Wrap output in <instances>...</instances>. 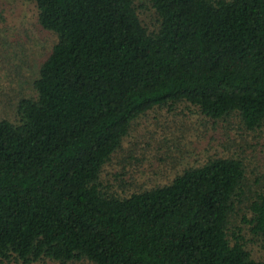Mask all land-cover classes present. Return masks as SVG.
<instances>
[{
  "label": "trees",
  "instance_id": "trees-1",
  "mask_svg": "<svg viewBox=\"0 0 264 264\" xmlns=\"http://www.w3.org/2000/svg\"><path fill=\"white\" fill-rule=\"evenodd\" d=\"M21 1L55 41L0 117V264H264L244 148L127 193L102 174L151 110L264 134V0Z\"/></svg>",
  "mask_w": 264,
  "mask_h": 264
},
{
  "label": "rangeland",
  "instance_id": "rangeland-1",
  "mask_svg": "<svg viewBox=\"0 0 264 264\" xmlns=\"http://www.w3.org/2000/svg\"><path fill=\"white\" fill-rule=\"evenodd\" d=\"M0 9L5 18L0 20V38L17 43L5 51L0 42V117H10L17 94L29 93L35 69L55 36L37 25L30 2L9 0L0 3ZM20 46L27 48L21 61L10 56L13 51L22 55ZM175 112L156 109L140 117L124 139L122 149L105 165L103 178L110 180L119 193L166 183L185 166L198 164L215 153L240 152L241 147L264 171V134L255 138L238 128L237 121L233 125L214 123L183 106ZM163 136L169 138L165 145ZM142 145L144 152L140 151ZM255 250L264 261V249L256 246Z\"/></svg>",
  "mask_w": 264,
  "mask_h": 264
}]
</instances>
